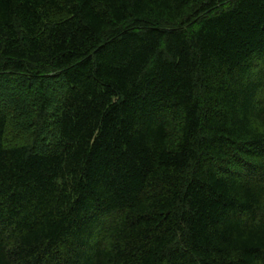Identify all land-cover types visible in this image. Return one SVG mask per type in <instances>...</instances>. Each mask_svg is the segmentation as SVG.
Returning a JSON list of instances; mask_svg holds the SVG:
<instances>
[{"label":"trees","instance_id":"obj_1","mask_svg":"<svg viewBox=\"0 0 264 264\" xmlns=\"http://www.w3.org/2000/svg\"><path fill=\"white\" fill-rule=\"evenodd\" d=\"M0 264H264V0H0Z\"/></svg>","mask_w":264,"mask_h":264},{"label":"rangeland","instance_id":"obj_2","mask_svg":"<svg viewBox=\"0 0 264 264\" xmlns=\"http://www.w3.org/2000/svg\"><path fill=\"white\" fill-rule=\"evenodd\" d=\"M53 89H54V88H53ZM11 90L14 91V90H16V89H12V88H11ZM26 92H27V93H25V96H29V93H30V92H29V91H26ZM16 93H17V92H16ZM17 95H18V94H17ZM16 100H17V98H16Z\"/></svg>","mask_w":264,"mask_h":264}]
</instances>
